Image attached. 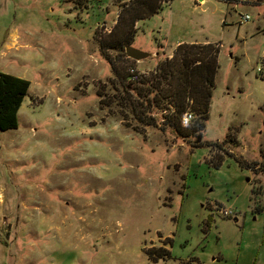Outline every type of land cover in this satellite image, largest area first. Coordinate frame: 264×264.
I'll return each mask as SVG.
<instances>
[{
	"label": "rangeland",
	"instance_id": "374dc122",
	"mask_svg": "<svg viewBox=\"0 0 264 264\" xmlns=\"http://www.w3.org/2000/svg\"><path fill=\"white\" fill-rule=\"evenodd\" d=\"M228 1L163 2L135 61L98 43L129 0H0V73L29 82L0 131V264H264V0ZM178 42L219 50L200 132L139 123L123 86Z\"/></svg>",
	"mask_w": 264,
	"mask_h": 264
},
{
	"label": "trees",
	"instance_id": "16d2710c",
	"mask_svg": "<svg viewBox=\"0 0 264 264\" xmlns=\"http://www.w3.org/2000/svg\"><path fill=\"white\" fill-rule=\"evenodd\" d=\"M166 1L169 0H129L118 13L113 28L104 38L100 37V50L120 49L124 53L123 57L129 59L124 49L131 44L136 23L157 14L161 4ZM218 52V48L212 43H179L174 47L172 56L159 62L155 71L146 78L134 68H127L124 79L127 77L129 83L145 85L134 87L123 83L124 90L127 93L132 91L135 95V98L131 96L130 99L133 117L139 123L148 125L155 123V119L150 116L153 110H165L166 113L162 115L164 121L176 133H182L185 128H182L181 117L185 112H192L195 116L192 130L202 131L208 118L215 73L218 69ZM108 63L114 75L122 79L120 67L113 60L108 59ZM130 69L138 72L136 81L131 80ZM28 88L27 80L0 73V131L17 127V112ZM235 162L242 167L239 160ZM211 222V216H208L204 224L209 227ZM152 251L149 250L148 255L153 260L170 257L169 250L159 248L155 253Z\"/></svg>",
	"mask_w": 264,
	"mask_h": 264
},
{
	"label": "built area",
	"instance_id": "2783aa9c",
	"mask_svg": "<svg viewBox=\"0 0 264 264\" xmlns=\"http://www.w3.org/2000/svg\"><path fill=\"white\" fill-rule=\"evenodd\" d=\"M250 19V15L249 14H243L241 16V23L243 22H247L248 20ZM130 74H131V80L132 81H136L137 78H138V72H135V70L133 69H130L129 70ZM192 114L190 112H185L182 117H181V124L183 126H186L189 124V122L192 120ZM216 212L218 214H220L221 216H224V217H230L231 215V212L229 210H226V209H219V210H216Z\"/></svg>",
	"mask_w": 264,
	"mask_h": 264
},
{
	"label": "water",
	"instance_id": "95a60500",
	"mask_svg": "<svg viewBox=\"0 0 264 264\" xmlns=\"http://www.w3.org/2000/svg\"><path fill=\"white\" fill-rule=\"evenodd\" d=\"M124 50H125L126 56L135 61H139L149 56V53L143 52L132 46H126ZM199 140H200V136H197L196 141L198 142Z\"/></svg>",
	"mask_w": 264,
	"mask_h": 264
},
{
	"label": "crops",
	"instance_id": "0c3cea01",
	"mask_svg": "<svg viewBox=\"0 0 264 264\" xmlns=\"http://www.w3.org/2000/svg\"><path fill=\"white\" fill-rule=\"evenodd\" d=\"M177 44H179V42L177 43ZM176 44V45H177ZM255 207H257V205L255 206ZM260 209V208H259ZM250 210H251V208H250ZM251 212H254L253 210H251ZM256 213H263L264 214V211H256ZM234 220L237 222V219L236 218H234ZM242 223H243V220H242ZM263 228H264V220H263ZM262 238H261V243H264V232L262 233Z\"/></svg>",
	"mask_w": 264,
	"mask_h": 264
}]
</instances>
